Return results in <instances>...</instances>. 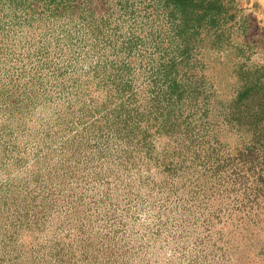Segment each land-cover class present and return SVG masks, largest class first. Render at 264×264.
<instances>
[{"label":"rangeland","instance_id":"374dc122","mask_svg":"<svg viewBox=\"0 0 264 264\" xmlns=\"http://www.w3.org/2000/svg\"><path fill=\"white\" fill-rule=\"evenodd\" d=\"M0 264H264V0H0Z\"/></svg>","mask_w":264,"mask_h":264}]
</instances>
